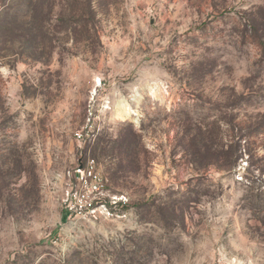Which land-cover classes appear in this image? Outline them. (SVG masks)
<instances>
[{
  "label": "rangeland",
  "instance_id": "1",
  "mask_svg": "<svg viewBox=\"0 0 264 264\" xmlns=\"http://www.w3.org/2000/svg\"><path fill=\"white\" fill-rule=\"evenodd\" d=\"M30 1L0 2V264H264V0Z\"/></svg>",
  "mask_w": 264,
  "mask_h": 264
},
{
  "label": "bare ground",
  "instance_id": "2",
  "mask_svg": "<svg viewBox=\"0 0 264 264\" xmlns=\"http://www.w3.org/2000/svg\"><path fill=\"white\" fill-rule=\"evenodd\" d=\"M154 94L157 95L158 92L154 91ZM132 114H134V112L127 104H122L119 110L117 111V116L120 118L129 117Z\"/></svg>",
  "mask_w": 264,
  "mask_h": 264
},
{
  "label": "trees",
  "instance_id": "3",
  "mask_svg": "<svg viewBox=\"0 0 264 264\" xmlns=\"http://www.w3.org/2000/svg\"><path fill=\"white\" fill-rule=\"evenodd\" d=\"M0 2L2 3L3 0H0ZM30 2H32V0H31ZM78 13H79V11H77V10L74 11L73 15H71V16H72L71 18H74V16H75V17H78V16L76 15V14H78ZM82 16H83V14H82ZM11 23H12V21L6 22V24H4L5 28L8 27V26H10ZM260 126H261L262 128H264V119L262 120ZM64 219H66V215L64 216Z\"/></svg>",
  "mask_w": 264,
  "mask_h": 264
},
{
  "label": "built area",
  "instance_id": "4",
  "mask_svg": "<svg viewBox=\"0 0 264 264\" xmlns=\"http://www.w3.org/2000/svg\"><path fill=\"white\" fill-rule=\"evenodd\" d=\"M77 136L80 138V137H81V134H79V133H78V135H77ZM83 178H85V177H83Z\"/></svg>",
  "mask_w": 264,
  "mask_h": 264
}]
</instances>
